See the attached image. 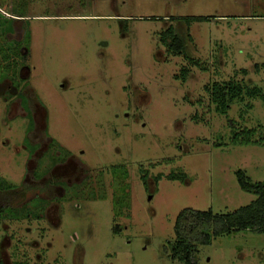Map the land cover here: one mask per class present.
I'll return each mask as SVG.
<instances>
[{"label": "rangeland", "instance_id": "374dc122", "mask_svg": "<svg viewBox=\"0 0 264 264\" xmlns=\"http://www.w3.org/2000/svg\"><path fill=\"white\" fill-rule=\"evenodd\" d=\"M232 80L244 94L216 110L205 88ZM239 171L264 183V0H0V179L25 205L0 223L2 264H180V212L257 200ZM193 256L264 264V233Z\"/></svg>", "mask_w": 264, "mask_h": 264}, {"label": "trees", "instance_id": "16d2710c", "mask_svg": "<svg viewBox=\"0 0 264 264\" xmlns=\"http://www.w3.org/2000/svg\"><path fill=\"white\" fill-rule=\"evenodd\" d=\"M163 44L167 45L169 53L186 58V55H183L182 52V43L171 30L164 33ZM20 62L22 66L28 65L27 56L26 58H20ZM186 71L187 68L183 72L185 73ZM242 73L245 75L246 71H242ZM205 92L209 95L210 104H214L216 110L225 111L228 108L227 102L241 97L244 94V88L232 80L214 84L212 87L207 86ZM246 93L252 96L259 94L260 97H263L258 89H248ZM218 101L221 102L218 103ZM231 126L233 127L232 123ZM252 132V130H245L244 134L248 135ZM249 142L250 140H247L243 143L248 144ZM66 160L61 163L66 162ZM237 181L244 192L257 196V200L250 206L240 208L227 215H216L211 211L199 212L189 209L180 212L174 224V241L165 246V252L169 255L171 261L180 264H196L193 258L196 247L209 245L212 238L221 235L242 230L257 234L264 233V183H250L240 171L237 172ZM49 183L47 182V184ZM24 188H21L22 195L26 193L23 191ZM15 191L16 189L0 179V223H2L7 212H12L14 217L16 210L23 209L25 206L18 208L11 205ZM0 264H2L1 260Z\"/></svg>", "mask_w": 264, "mask_h": 264}, {"label": "flooded vegetation", "instance_id": "af4514ba", "mask_svg": "<svg viewBox=\"0 0 264 264\" xmlns=\"http://www.w3.org/2000/svg\"><path fill=\"white\" fill-rule=\"evenodd\" d=\"M3 14V13H2ZM12 19L14 20H20V21H22V20H24V19H22L20 16H12ZM11 19V21H13ZM17 22H19V21H17ZM14 25H12V27H13ZM18 28H16V29H11V32H10V34L9 35H12L13 34V36H12V38L14 39V37H16V38H20V37H18V36H16L15 34H16V32L18 31L17 30ZM17 30V31H16ZM13 42H14V40H9L8 39V41H7V43H9L8 45L9 46H11L13 49H14V53L16 54V58H18L19 60H20V58H23V57H25L26 58V56H28V52H27V54L25 55L24 53H21V51H20V48H21V45L18 43V42H16V43H18L16 46L13 44ZM10 48V47H9ZM11 49V48H10ZM13 51V50H12ZM28 51V50H27ZM7 52V51H6ZM20 69H24V67L23 66H21L20 67ZM27 76H28V71H27ZM27 79H28V77H27Z\"/></svg>", "mask_w": 264, "mask_h": 264}, {"label": "crops", "instance_id": "0c3cea01", "mask_svg": "<svg viewBox=\"0 0 264 264\" xmlns=\"http://www.w3.org/2000/svg\"><path fill=\"white\" fill-rule=\"evenodd\" d=\"M25 18V17H24ZM25 20V19H24Z\"/></svg>", "mask_w": 264, "mask_h": 264}]
</instances>
